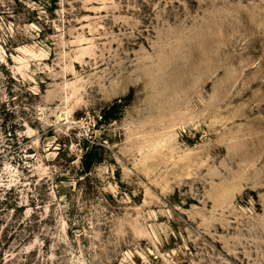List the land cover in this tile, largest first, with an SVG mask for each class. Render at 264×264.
Returning <instances> with one entry per match:
<instances>
[{
    "label": "rangeland",
    "instance_id": "1",
    "mask_svg": "<svg viewBox=\"0 0 264 264\" xmlns=\"http://www.w3.org/2000/svg\"><path fill=\"white\" fill-rule=\"evenodd\" d=\"M0 264H264V0H0Z\"/></svg>",
    "mask_w": 264,
    "mask_h": 264
}]
</instances>
